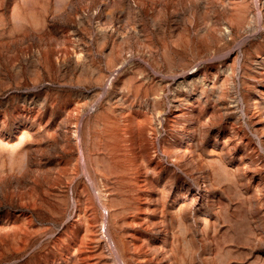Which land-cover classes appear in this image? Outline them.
<instances>
[{"label": "rangeland", "instance_id": "1", "mask_svg": "<svg viewBox=\"0 0 264 264\" xmlns=\"http://www.w3.org/2000/svg\"><path fill=\"white\" fill-rule=\"evenodd\" d=\"M263 92L264 0H0V264H264Z\"/></svg>", "mask_w": 264, "mask_h": 264}, {"label": "bare ground", "instance_id": "2", "mask_svg": "<svg viewBox=\"0 0 264 264\" xmlns=\"http://www.w3.org/2000/svg\"><path fill=\"white\" fill-rule=\"evenodd\" d=\"M264 93V92H263ZM257 123V122H256ZM233 145V144H232ZM215 176V175H214ZM199 200V199H198ZM200 201V200H199ZM198 204V203H197Z\"/></svg>", "mask_w": 264, "mask_h": 264}]
</instances>
